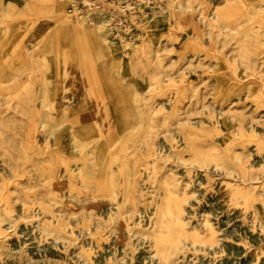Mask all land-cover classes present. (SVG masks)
<instances>
[{
    "label": "rangeland",
    "instance_id": "rangeland-1",
    "mask_svg": "<svg viewBox=\"0 0 264 264\" xmlns=\"http://www.w3.org/2000/svg\"><path fill=\"white\" fill-rule=\"evenodd\" d=\"M0 160V264H264V0H0Z\"/></svg>",
    "mask_w": 264,
    "mask_h": 264
},
{
    "label": "bare ground",
    "instance_id": "bare-ground-1",
    "mask_svg": "<svg viewBox=\"0 0 264 264\" xmlns=\"http://www.w3.org/2000/svg\"><path fill=\"white\" fill-rule=\"evenodd\" d=\"M78 3V2H77ZM32 4V9H33V12L34 13H39V12H41L42 11V8L38 5V4H36L35 2L33 3H31ZM228 5H226V7H227ZM228 8V7H227ZM76 11V10H75ZM229 12V11H228ZM227 12V17H228V20H230V12L228 13ZM167 13V12H166ZM215 17V16H214ZM105 20V19H104ZM101 23V22H100ZM242 25V24H241ZM222 26V25H221ZM173 27V26H172ZM168 31V30H167ZM170 31V30H169ZM63 32H64V30L63 29H61V36L63 37ZM57 38H58V36L56 37V35L55 34H52V38H51V40H49V42L47 41V43L45 42V43H39V42H37V33L34 35H32V36H30V40H32L29 44L28 43H26V42H24V43H22V44H20L19 46H17V49H15V51H14V53H15V55H14V57H18L19 59H23V57L25 56V52H26V50L27 49H30L31 47H34V46H36V45H44V46H54V44H55V42H56V40H57ZM166 40V39H165ZM85 44V43H84ZM84 46V55H85V57H87V59L88 58H90L91 57V53L88 51V49L86 48L85 49V45H83ZM16 61V64L17 65H11L10 66V71L12 72V73H15V72H17V66H18V62H17V60H15ZM14 61V62H15ZM258 68V67H257ZM243 69V68H242ZM256 70V69H255ZM140 71V70H139ZM168 72V71H167ZM170 75V74H169ZM36 91V90H35ZM166 98V97H165ZM157 100V99H156ZM167 100V99H166ZM146 101V100H145ZM168 101V100H167ZM172 102V101H171ZM170 102V103H171ZM14 104V103H13ZM143 104V103H142ZM37 106H38V103H37ZM143 106H144V104H143ZM206 107V106H205ZM164 108V107H163ZM215 108H217L216 106H215ZM168 109H169V107H168ZM206 109V108H205ZM210 109V108H209ZM212 109H214V108H212ZM211 109V110H212ZM220 109V108H219ZM45 110V109H44ZM218 110V109H217ZM2 111V110H1ZM205 111V110H204ZM216 111V110H215ZM3 112V111H2ZM11 113V112H10ZM54 113V112H53ZM166 113V112H165ZM221 113V112H220ZM13 114H15V112L13 113ZM16 115V114H15ZM217 115V114H216ZM228 115V114H227ZM12 117V116H11ZM17 117V116H16ZM99 117L101 118L102 117V107H101V105H99ZM235 118V117H234ZM160 119V118H159ZM163 119V118H162ZM183 119V118H182ZM229 119V118H228ZM203 120V119H202ZM159 121V120H158ZM37 123V122H36ZM42 123V122H41ZM176 123H177V121H176ZM172 124V123H171ZM178 124H179V122H178ZM113 125V124H112ZM176 125V124H175ZM245 125V124H244ZM177 126V125H176ZM174 126H172V128H173ZM175 129V128H174ZM221 129V128H220ZM33 130V129H32ZM37 130V129H36ZM167 133V132H166ZM173 133H175V132H173ZM171 134V133H170ZM153 135V134H152ZM163 135H164V133H163ZM162 135V136H163ZM166 136H167V134H165ZM177 135V134H176ZM44 136V135H43ZM46 136H47V134H46ZM45 136V137H46ZM180 136V135H179ZM181 137V136H180ZM51 138V137H50ZM146 138H148V137H146ZM150 138V137H149ZM182 138V137H181ZM35 139V138H34ZM161 139V138H160ZM50 140V139H49ZM177 142V141H176ZM179 142V141H178ZM143 143V142H142ZM141 143V144H142ZM157 143H159V141L157 142ZM156 143V144H157ZM140 144V145H141ZM153 144V143H152ZM155 146V145H154ZM140 147H142V145L140 146ZM144 147V146H143ZM157 147V146H156ZM166 148H167V146H165ZM170 147V146H169ZM160 148V147H159ZM248 148V147H247ZM250 148V147H249ZM248 148V149H249ZM132 149V148H131ZM143 149V148H142ZM169 150V149H168ZM165 151V150H164ZM170 152V151H169ZM168 152V153H169ZM162 155V154H161ZM159 156V155H158ZM186 157V156H185ZM262 157V156H261ZM178 160V159H177ZM1 161V160H0ZM180 161V160H179ZM248 161H250V160H248ZM149 163V162H148ZM162 163V162H161ZM183 162H182V160H181V163L180 164H182ZM226 163H228V162H226ZM172 164V163H171ZM220 164V163H219ZM74 165V164H73ZM79 165V164H78ZM178 165V164H177ZM194 165V164H193ZM197 165V164H196ZM243 165V164H242ZM249 165V164H248ZM27 166V165H26ZM175 166V165H174ZM179 166V165H178ZM74 167V166H73ZM149 167H151V166H149ZM171 167V166H170ZM183 167V166H182ZM197 167H199V166H197ZM253 167V166H252ZM174 168H176V167H174ZM185 168V167H184ZM212 168H214V167H212ZM223 168V167H222ZM71 169V168H70ZM168 169V168H167ZM185 169H188L187 167L185 168ZM19 170V169H18ZM133 170V169H132ZM179 170V169H178ZM193 170V169H192ZM209 170V169H208ZM21 171V170H20ZM229 171V170H228ZM162 172V171H161ZM179 172V171H178ZM210 172V171H209ZM227 173V172H226ZM229 173H231V172H229ZM228 173V174H229ZM235 173V172H234ZM178 174V173H177ZM222 174V173H221ZM36 175V174H35ZM223 175V174H222ZM221 175V176H222ZM249 175V174H248ZM61 176V175H60ZM144 177V176H143ZM247 177V176H246ZM64 178V177H63ZM146 178V177H145ZM239 178V177H238ZM138 179V178H137ZM182 179V178H181ZM188 179V178H187ZM192 179V178H191ZM198 179V178H197ZM221 179V178H220ZM247 179V178H246ZM248 179H249V177H248ZM43 180V179H42ZM143 180V179H142ZM141 180V181H142ZM178 180V179H177ZM185 180V179H184ZM235 180V179H234ZM20 181V180H19ZM188 181V180H187ZM196 181V180H195ZM21 182V181H20ZM197 182V181H196ZM241 182V181H240ZM241 183H243V182H241ZM240 183V184H241ZM182 184V183H181ZM186 184V183H185ZM11 185V184H10ZM141 185V184H140ZM182 185H184V184H182ZM143 186V185H142ZM177 186V185H176ZM192 186V185H191ZM196 186V185H195ZM10 187V186H9ZM156 187H157V185H156ZM192 188V187H191ZM158 192V191H157ZM156 193V192H155ZM161 193V192H160ZM114 197V196H113ZM141 199V198H140ZM158 200V199H157ZM188 201V200H187ZM189 202V201H188ZM187 202V203H188ZM191 202V201H190ZM189 202V203H190ZM113 203V202H112ZM122 205V204H121ZM153 205V204H152ZM189 206V205H188ZM147 207V206H146ZM154 207V206H153ZM183 207H185V206H183ZM113 208V207H112ZM116 208V207H115ZM150 208V207H149ZM186 208H188V207H186ZM147 209V208H146ZM152 209H154V208H152ZM118 210V209H117ZM140 210V209H139ZM189 210V209H188ZM18 211V210H17ZM38 212V211H37ZM136 212V211H135ZM140 212H141V210H140ZM118 213V212H117ZM108 214V213H107ZM119 214V213H118ZM150 214V213H149ZM126 215V214H125ZM148 215V214H147ZM16 216V215H15ZM50 216V215H49ZM247 216H249V215H247ZM139 217V216H138ZM211 217V216H210ZM117 218V217H116ZM194 219V218H193ZM115 220V219H114ZM113 220V221H114ZM144 220V219H143ZM142 220V221H143ZM199 220V219H198ZM53 221V220H52ZM135 221V220H134ZM152 221V220H151ZM37 222V221H36ZM70 222V221H69ZM145 222V221H144ZM188 222V221H187ZM203 222V221H202ZM201 222V223H202ZM75 223V222H74ZM132 223V222H131ZM130 223V224H131ZM148 223V222H147ZM201 223H199V224H201ZM250 223V222H249ZM5 225H8V224H5ZM214 225V224H213ZM257 225V224H256ZM9 226V225H8ZM7 226V227H8ZM116 226H118V225H116ZM144 226V225H143ZM150 226V225H149ZM202 226V225H201ZM262 226V225H261ZM36 227H37V225H36ZM198 227V226H197ZM38 228H41V227H38ZM93 229V228H92ZM12 230V229H11ZM70 230V229H69ZM77 230V229H76ZM225 230V229H224ZM256 230V229H255ZM20 231V230H19ZM126 231V230H125ZM223 231V230H222ZM260 231V230H259ZM41 232V231H40ZM225 232V231H224ZM256 232V231H255ZM88 233V232H87ZM114 233V232H113ZM112 233V234H113ZM127 233V232H126ZM26 234V233H25ZM86 234V233H85ZM115 234V233H114ZM24 235V234H23ZM131 235V234H130ZM225 235V234H224ZM26 236V235H25ZM229 236V235H228ZM131 237V236H130ZM247 237V236H246ZM40 238V237H39ZM39 238H38V240H39ZM78 238V237H77ZM149 238V237H148ZM32 239V238H31ZM44 239V238H43ZM42 239V240H43ZM24 240V239H23ZM26 240V239H25ZM64 240V239H63ZM138 240V239H137ZM220 240V239H219ZM223 240V239H222ZM232 240V239H231ZM48 241V240H47ZM57 241H59V240H57ZM111 241V240H110ZM133 241V240H132ZM143 241V240H142ZM21 242H23V241H21ZM52 243H53V241H51ZM11 243H13V242H11ZM124 243V242H123ZM10 244V243H9ZM27 244V243H26ZM33 244V243H32ZM110 244V243H109ZM190 244V243H189ZM202 244V243H201ZM219 244V243H218ZM35 245V244H34ZM37 245H38V243H37ZM87 245H88V243H87ZM125 245V244H124ZM253 245V244H252ZM16 246H17V244H16ZM43 246V245H42ZM50 246V245H49ZM48 246V247H49ZM123 246V245H122ZM196 246V245H195ZM202 246H203V244H202ZM208 246V245H207ZM214 246V245H213ZM51 247V246H50ZM121 247V246H120ZM149 247V246H148ZM197 247V246H196ZM220 247V246H219ZM19 248V247H18ZM24 248V247H23ZM36 248V247H35ZM141 248V247H140ZM152 248V247H151ZM211 248H213V247H211ZM33 249V248H32ZM39 249V248H38ZM110 249V248H109ZM127 249V248H126ZM216 249H218V248H216ZM12 250V249H11ZM31 250V249H30ZM29 250V251H30ZM48 250V249H47ZM122 250V249H121ZM148 250V249H147ZM26 251V250H25ZM46 251V250H45ZM116 251V250H115ZM114 251V252H115ZM129 251V250H128ZM206 251V250H205ZM218 251V250H217ZM226 251H228V250H226ZM23 252V251H22ZM32 252V251H31ZM51 252V251H50ZM120 252V251H119ZM147 252V251H146ZM100 253V252H99ZM113 253V252H112ZM142 253V252H141ZM208 253V252H207ZM213 253V252H212ZM220 253V252H219ZM28 254V253H27ZM48 254H49V252H48ZM104 254H106V253H104ZM127 254V253H126ZM235 254V253H234ZM43 255V254H42ZM52 255V254H51ZM108 255V254H107ZM135 255V254H134ZM150 255V254H149ZM152 255V254H151ZM181 255V254H180ZM187 255V254H186ZM232 255V254H231ZM45 256V255H44ZM116 256V255H115ZM115 256H113V257H115ZM154 256V255H153ZM191 256V255H190ZM196 256V255H195ZM200 256V255H199ZM233 256V255H232ZM55 257V256H54ZM102 257V256H101ZM100 257V258H101ZM105 257V256H104ZM117 257V256H116ZM125 257V256H124ZM139 257H140V255H139ZM180 257V256H179ZM80 258V257H79ZM141 258V257H140ZM143 258V257H142ZM148 258V257H147ZM188 258V257H187ZM198 258V257H197ZM263 258V257H262ZM110 259H112V257L110 258ZM115 259V258H114ZM125 259V258H124ZM179 259V258H178ZM254 259V258H253ZM26 260V259H25ZM199 260V259H198ZM24 261V260H23ZM31 261V260H30ZM40 261V260H39ZM125 261V260H124ZM128 261V260H127ZM200 261V260H199ZM12 262V261H11ZM10 262V263H11ZM27 262V261H26ZM32 262V261H31ZM118 262V261H117ZM120 262V261H119ZM135 262V261H134ZM133 262V263H134ZM148 262V261H147ZM161 262V261H160ZM190 262V261H189ZM195 262V261H194ZM6 263V262H5ZM69 263V262H68ZM85 263V262H84ZM132 263V262H131ZM141 263V262H140ZM145 263V262H144ZM181 263V262H180ZM192 263V262H191ZM260 263V262H259ZM44 264H46L45 262H44ZM111 264V263H110ZM135 264V263H134ZM138 264V263H137ZM194 264V263H193ZM216 264V263H215Z\"/></svg>",
    "mask_w": 264,
    "mask_h": 264
}]
</instances>
